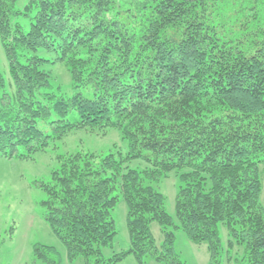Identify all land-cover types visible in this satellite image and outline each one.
I'll list each match as a JSON object with an SVG mask.
<instances>
[{
    "label": "trees",
    "instance_id": "16d2710c",
    "mask_svg": "<svg viewBox=\"0 0 264 264\" xmlns=\"http://www.w3.org/2000/svg\"><path fill=\"white\" fill-rule=\"evenodd\" d=\"M18 1L0 0V42L16 89L14 102L0 108V158L31 157L76 129L116 128L129 145L125 157H61L42 184L45 220L67 261L118 264L134 255L141 264L147 256L185 264L175 253L180 229L220 264L222 224L229 248H244L238 264H264V0L230 13L221 0H126L122 12L116 0H29L23 10ZM21 18L30 20L28 31ZM40 49L65 64L72 97L52 91ZM136 159L151 167L125 166ZM186 169L176 224L152 184ZM118 189L130 249L106 259L103 249L117 236ZM35 262L63 264L56 249L41 245Z\"/></svg>",
    "mask_w": 264,
    "mask_h": 264
},
{
    "label": "rangeland",
    "instance_id": "374dc122",
    "mask_svg": "<svg viewBox=\"0 0 264 264\" xmlns=\"http://www.w3.org/2000/svg\"><path fill=\"white\" fill-rule=\"evenodd\" d=\"M29 0H19L16 4L18 10H23ZM227 12L241 7L254 6L256 0H221ZM250 1V2H249ZM126 0H116L115 11L122 12L128 8ZM249 2V3H248ZM259 6L262 0H258ZM253 3L252 5H250ZM230 5V6H229ZM249 5V6H248ZM229 6V7H228ZM228 7V8H227ZM222 18V17H221ZM20 23L25 31L30 28V20L21 18ZM36 55L48 60L43 69L49 71L52 76L53 92L65 97L74 95L71 75L64 63L56 61V53L40 49ZM0 78L4 80V88H0V108L15 100V86L10 74L9 61L0 42ZM84 95L91 96L87 91ZM75 113L67 119L74 121ZM54 119V118H52ZM40 128L52 135V127L41 123ZM129 151L128 141L123 138L122 131L116 128L106 130L76 129L60 139L51 141L49 147L39 151L31 157L0 158V264H41L35 262V247L37 245L52 247L58 252L63 264H95L80 258L74 263L67 261L66 249L61 240L52 232L45 220L47 213L46 202L49 199L47 191L42 184L51 182L52 173L60 165V158L76 154L94 153L100 156L116 154L127 156ZM20 155H26V150L20 148ZM126 167L136 171H144L151 167L150 163L143 159L131 160ZM262 194L260 203L264 206V165L260 166ZM174 171L159 183L152 186L165 197V208L168 214L178 224L176 216V199L181 186L180 176L187 172ZM119 196V203L112 211L115 221L117 236L113 248L103 249L106 259L114 254L130 249V240L127 228V205L120 189L115 193ZM174 230V229H173ZM153 234L158 242H162L160 227L152 225ZM176 235L175 253L185 264H212L211 253L208 245H197L190 241L182 230H174ZM221 239L220 264H238L243 258L244 248L235 246L229 248V234L226 226L219 225ZM118 264H141L134 255L128 256ZM143 264H164L156 261L151 256L144 259Z\"/></svg>",
    "mask_w": 264,
    "mask_h": 264
}]
</instances>
